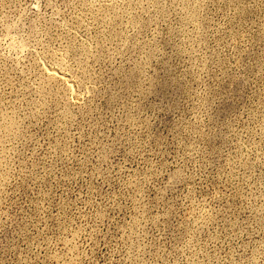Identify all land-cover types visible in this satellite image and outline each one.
Wrapping results in <instances>:
<instances>
[{
    "label": "rangeland",
    "instance_id": "374dc122",
    "mask_svg": "<svg viewBox=\"0 0 264 264\" xmlns=\"http://www.w3.org/2000/svg\"><path fill=\"white\" fill-rule=\"evenodd\" d=\"M0 264H264V0H0Z\"/></svg>",
    "mask_w": 264,
    "mask_h": 264
}]
</instances>
